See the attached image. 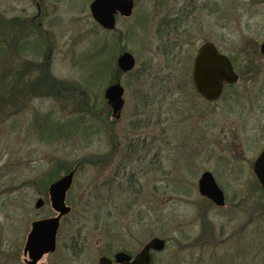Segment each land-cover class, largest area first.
<instances>
[{"label":"rangeland","instance_id":"rangeland-1","mask_svg":"<svg viewBox=\"0 0 264 264\" xmlns=\"http://www.w3.org/2000/svg\"><path fill=\"white\" fill-rule=\"evenodd\" d=\"M37 1L0 0V12L28 20L38 14ZM135 1L134 15L109 33L91 16L93 0H43L42 29L27 28L22 59L49 63L54 78L71 84L61 96L23 95L24 87L18 94L15 53L7 67L0 63V94L16 101L0 115V264H28L32 223L56 216L50 185L74 170L72 211L56 252L38 264H99L122 251L136 255L154 238L166 241L155 264H264V197L250 167L264 148V77L246 70L264 37V0ZM184 8V33L169 36L170 43L179 36L183 48L171 52L157 33L170 31L164 20ZM208 41L241 77L213 104L192 82L193 59ZM122 47L136 67L118 77L125 106L116 121L104 92L117 78ZM83 91L99 113L77 123L75 98ZM58 165L59 175L42 186ZM206 171L223 189L224 207L199 194ZM39 198L46 204L37 210ZM108 247L113 252L105 254Z\"/></svg>","mask_w":264,"mask_h":264},{"label":"water","instance_id":"water-1","mask_svg":"<svg viewBox=\"0 0 264 264\" xmlns=\"http://www.w3.org/2000/svg\"><path fill=\"white\" fill-rule=\"evenodd\" d=\"M134 7V0H94L90 5V12L94 21L101 27L114 30L117 15L129 18L133 15ZM262 50L264 53V44ZM117 65L122 73H129L135 69L136 59L130 52H124L118 58ZM239 80L240 77L235 72L231 61L219 52L214 43L207 42L200 47L193 64V84L200 97L208 102H216L221 98L225 85L236 84ZM124 96L125 88L120 81L105 90V98L113 117L117 120L121 118L125 106ZM254 170L264 191V151L256 161ZM76 171L70 172L50 185L49 201L57 215L32 223L24 248V255L29 259L28 264H38L44 256L56 252L62 219L72 211L66 200L73 186ZM198 187L200 195L217 207L226 205L225 194L211 172L202 174ZM45 204V200L39 198L35 208L39 210ZM165 247L164 239L154 238L135 257L122 251L116 253L113 259L102 256L99 264H152L153 253L161 252Z\"/></svg>","mask_w":264,"mask_h":264},{"label":"trees","instance_id":"trees-1","mask_svg":"<svg viewBox=\"0 0 264 264\" xmlns=\"http://www.w3.org/2000/svg\"><path fill=\"white\" fill-rule=\"evenodd\" d=\"M1 21V18H0ZM26 23V26H25ZM7 24H8V31H9V35L7 36L8 38V50L7 53L9 52V55H12L14 53H16V51H18L19 55L21 58H23L24 53L27 51V44H29V42H25L24 47L21 46V50L19 47V36L23 35L26 33L27 27H28V23L27 20H22L20 18H11L7 20ZM120 39H122V36H120ZM22 44V43H21ZM2 43H0V49L2 48ZM126 50L123 49V47L120 49V52H124ZM1 56V55H0ZM8 63L10 62V59L8 60ZM3 60L2 57H0V63L2 64ZM16 62L21 63L19 65V69H18V94H23V87H24V94L23 95H29V92L32 93V91H37V95H40V93L42 92H48L50 93L51 91V95H56V96H61L62 92L65 90H70L72 89L71 84L69 82H64L61 80H57L56 78H54L51 74V70L49 67V63H37L36 61L33 60H17ZM35 72H38V75H35ZM120 74H122V72L119 71V69L117 68L116 71V79L113 81L114 83L118 80V77L120 76ZM32 75V76H30ZM34 75L36 77H34ZM29 76V77H28ZM35 78V79H34ZM24 82V84H23ZM112 82V83H113ZM66 86V87H65ZM71 87V88H70ZM63 88V89H61ZM65 88V89H64ZM70 88V89H69ZM88 90V89H87ZM34 93V92H33ZM76 99L77 104L79 105L77 107L76 110V114L79 116L78 117V121L77 123H84L85 121V115L87 114H94L95 113H99L97 111V107L96 105H92L91 102H89V95L87 94L86 91H83V93H81V95ZM78 99V100H77ZM4 96L0 94V115L1 112L3 111V107L7 106L9 104L15 106L16 101L13 100H7L9 102H7ZM85 108H84V105ZM3 105V106H2ZM107 110L109 111V106L106 105ZM83 109V110H82ZM86 109V110H84ZM83 165V164H82ZM80 165V168L81 166ZM62 168L61 165H58L57 169L55 168L53 171H49L46 173V175H44V177L42 179L39 180V183L43 186L46 183H52L54 181V179L59 175L60 169ZM57 175V176H56ZM49 179V180H47ZM257 190L260 192V194H262V196L264 197V192L261 188V186L257 183ZM110 248V247H108ZM112 248H110V250L108 249V251L105 252V254H109L112 253ZM155 258H153V262L152 264H155L156 261L154 260Z\"/></svg>","mask_w":264,"mask_h":264},{"label":"flooded vegetation","instance_id":"flooded-vegetation-1","mask_svg":"<svg viewBox=\"0 0 264 264\" xmlns=\"http://www.w3.org/2000/svg\"><path fill=\"white\" fill-rule=\"evenodd\" d=\"M94 1V0H93ZM198 2H199V0H196V6L198 5ZM210 4H209V7H210V9H211V11L213 12V13H215L216 11H217V9H216V7L214 6V3H212V1H210L209 2ZM36 4V6H37V9H38V14L37 15H35V16H32L30 19H28L27 20V23H28V29L30 28L31 29V33H32V31L34 30V29H36V31L38 30V29H40L42 26H43V23L40 21V19H43V16H42V13H41V7L43 6V0H40V2H36L35 3ZM91 5V4H90ZM134 12H133V15H134V13H135V9H136V1L134 0ZM197 10H199V9H197V7L195 8V11H197ZM91 13V12H90ZM183 14L185 17H187L188 15H190V14H188V11H187V8H184V9H182V12H179V13H177L176 14V16H174L173 18L172 17H170V19H165L164 21H165V27L164 28H166L167 27V29H170V31H165V32H159L158 31V33H157V35H158V38L161 40V43L163 44V45H165V46H167L168 44H170V47H169V49H170V51L172 52V51H176V50H180V49H182L183 48V46L181 45V43L183 42L182 40H180L179 39V36H178V38H175V40H174V43H170L171 41H170V37L169 36H171V32H172V30L173 29H176V31L174 32L175 34H177V35H180V34H183L184 32H182V31H180L181 30V27H182V24H184V20H182L183 19V17H182V19H180L179 17L180 16H178V14ZM188 14V15H187ZM132 15V16H133ZM131 16V17H132ZM42 17V18H41ZM131 17H129V18H126V17H122V16H120V15H117V17H116V20H117V22H118V19L119 18H124V19H130ZM0 18H1V21H0V43H2L3 45H2V48L0 49V57H2V60H3V62H2V64H4L6 67L8 66V64H10V63H8V60H9V57H8V53H7V50H8V38H7V36L9 35V31H8V24H7V20L8 19H11V18H20V17H11V18H8V16L5 14V13H2V12H0ZM21 19V18H20ZM96 23V22H95ZM97 24V23H96ZM98 25V27L99 28H101L103 31H105V32H112V33H119L118 32V30H117V26H116V28L114 29V30H106V29H104L103 27H101L99 24H97ZM117 25V24H116ZM42 29V28H41ZM36 31H34V32H36ZM263 31H264V29H263ZM39 33H40V31H38L37 32V36L39 35ZM44 33V32H43ZM46 33V32H45ZM48 33V32H47ZM46 33V34H47ZM48 35H49V33H48ZM23 33H22V35L21 36H19L20 38H19V41H18V43H19V47H20V50H21V46H23L24 47V42H22V39H23ZM120 36H122V35H120ZM162 37H164V38H162ZM167 39V41L166 40H164V39ZM169 38V39H168ZM263 39H264V37H263ZM262 39V41H260L259 42V44H258V46H257V52H256V57H257V61H255V62H248L247 64H246V70H247V75L250 73V72H254L255 74H254V77H252V79H254L255 77H264V53H263V50H262V47H263V44H264V40ZM208 42H210V41H208ZM22 43V44H21ZM50 45V44H49ZM48 45V46H49ZM201 47V46H200ZM200 49V48H199ZM199 49H198V51H199ZM198 51H197V53H198ZM128 52V51H127ZM219 52L222 54V52L219 50ZM197 53H196V55H197ZM132 54V53H131ZM15 55V60L17 61V60H22V58L20 57V55H19V53H18V51H16V53L14 54ZM133 55V54H132ZM177 53H175V57H177ZM196 55H195V57H194V59H193V64H194V60H195V58H196ZM223 55H225V56H227L226 54H223ZM173 56H174V53H173ZM228 57V59L231 61V63H232V65H233V67H234V70H235V72L237 73V71H236V69H235V65H234V62L232 61V59L229 57V56H227ZM251 57V56H250ZM246 63V62H245ZM13 64V63H12ZM17 64L18 65H20L21 63H19V62H17ZM193 64H192V72H193ZM244 70H245V66H244ZM238 74V73H237ZM239 75V74H238ZM239 77H240V75H239ZM240 79H241V77H240ZM192 82H193V78H192ZM237 84V83H236ZM233 85H235V84H228V85H225V87H224V90H223V94H222V96H224V94H225V91H226V88H228V87H230V86H233ZM193 86H194V84H193ZM198 95V94H197ZM199 96V95H198ZM222 96H221V98L219 99V100H221L222 99ZM201 98V97H200ZM202 100H204L203 98H201ZM218 100V101H219ZM204 101H206V100H204ZM218 101H216V102H208V101H206V102H208L209 104H213V103H217ZM263 107V106H262ZM261 111H264V107L263 108H261ZM110 113H111V116L113 117V115H112V111H111V109H110ZM112 119H114V118H112ZM114 120H116L117 121V119H114ZM119 120V119H118ZM263 151H264V148L260 151V153H259V155H258V157L255 159V161L250 165V167H251V171H252V173H253V179L260 185V182H259V179H258V177H257V175L255 174V170H254V167H255V163H256V161L258 160V158L261 156V154L263 153ZM261 186V185H260ZM262 188V187H261ZM263 190V189H262ZM264 192V191H263ZM208 200V199H207ZM211 202V201H210ZM212 203V202H211ZM213 204V203H212ZM138 254V253H137ZM129 255H131V256H133V257H135L136 255H133V254H129ZM114 256H115V254H114ZM114 256L111 258V259H113L114 258Z\"/></svg>","mask_w":264,"mask_h":264}]
</instances>
